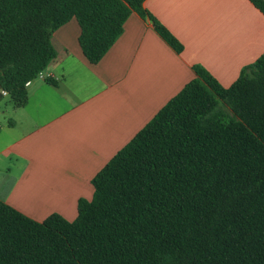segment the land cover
I'll return each mask as SVG.
<instances>
[{"label": "trees", "instance_id": "obj_1", "mask_svg": "<svg viewBox=\"0 0 264 264\" xmlns=\"http://www.w3.org/2000/svg\"><path fill=\"white\" fill-rule=\"evenodd\" d=\"M145 0H0V85L17 106L72 19L99 62ZM264 13V0H250ZM92 178L70 220L0 199V264H264V52L230 85L204 67Z\"/></svg>", "mask_w": 264, "mask_h": 264}, {"label": "crops", "instance_id": "obj_2", "mask_svg": "<svg viewBox=\"0 0 264 264\" xmlns=\"http://www.w3.org/2000/svg\"><path fill=\"white\" fill-rule=\"evenodd\" d=\"M144 7L183 44L182 52L149 17L132 12L104 57L90 63L72 19L54 32L56 58L45 79L27 86V103L0 98V177L11 182L0 199L40 221L52 213L74 219L59 208L21 207L15 197L58 153L68 155L73 179L85 164L102 167L196 77L195 65L227 87L264 52V13L250 0H145ZM75 197L77 204L91 198Z\"/></svg>", "mask_w": 264, "mask_h": 264}, {"label": "rangeland", "instance_id": "obj_3", "mask_svg": "<svg viewBox=\"0 0 264 264\" xmlns=\"http://www.w3.org/2000/svg\"><path fill=\"white\" fill-rule=\"evenodd\" d=\"M69 162L70 159L67 154L60 155L58 153V155L48 159L46 166L40 168V171L31 177V180L27 183V188L23 189V196L15 197L21 203L18 202L20 206L30 208H47V206L59 208L63 209L71 218H75L77 215L75 196H92L93 186L91 184V176L105 164L102 167L98 163L85 164L82 169L77 170L80 171L79 177L73 179L71 176L72 170L65 168ZM10 184V180H6L3 176L0 177V189L2 191L7 190ZM62 189L67 191L73 190V192L71 194L61 193Z\"/></svg>", "mask_w": 264, "mask_h": 264}, {"label": "built area", "instance_id": "obj_4", "mask_svg": "<svg viewBox=\"0 0 264 264\" xmlns=\"http://www.w3.org/2000/svg\"><path fill=\"white\" fill-rule=\"evenodd\" d=\"M46 77L47 75L45 74V71L44 70L40 71L35 78L28 80L25 85L29 86L33 80L45 79ZM9 96H10V92L6 88L0 85V98L9 97Z\"/></svg>", "mask_w": 264, "mask_h": 264}]
</instances>
